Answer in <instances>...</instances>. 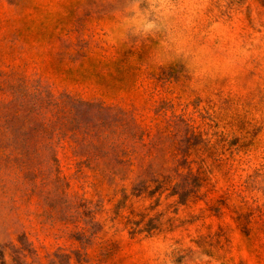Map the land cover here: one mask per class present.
Returning a JSON list of instances; mask_svg holds the SVG:
<instances>
[{
	"label": "rangeland",
	"instance_id": "1",
	"mask_svg": "<svg viewBox=\"0 0 264 264\" xmlns=\"http://www.w3.org/2000/svg\"><path fill=\"white\" fill-rule=\"evenodd\" d=\"M10 76L121 108L115 138L140 155L111 181L63 142L54 209L30 187L0 195V264H264V0H0Z\"/></svg>",
	"mask_w": 264,
	"mask_h": 264
},
{
	"label": "trees",
	"instance_id": "2",
	"mask_svg": "<svg viewBox=\"0 0 264 264\" xmlns=\"http://www.w3.org/2000/svg\"><path fill=\"white\" fill-rule=\"evenodd\" d=\"M124 114L121 108L102 100L86 101L68 93L56 96L40 81L11 76L3 79L0 81V195L14 196L12 189L21 192L30 187L31 195L43 196L54 209L55 198L66 195L69 186L61 176L57 158V148L65 141L82 158L78 162L80 172L84 165L97 162L93 170L102 179H127L133 170L126 165H133V155L139 157L140 152L137 146H127L115 138L117 128L123 125ZM125 125L126 139L135 144L144 142V131L132 129L128 121ZM159 144L154 139L149 144L143 143L147 150L142 156L159 150ZM150 169L141 175L153 173ZM199 180L189 172L173 186L172 194L179 195L180 202L185 203L197 194ZM69 204V219L78 223L83 219L81 209L87 207V201L73 196ZM137 231L141 230L133 228V233ZM76 235L81 239L88 237L84 231Z\"/></svg>",
	"mask_w": 264,
	"mask_h": 264
},
{
	"label": "clouds",
	"instance_id": "3",
	"mask_svg": "<svg viewBox=\"0 0 264 264\" xmlns=\"http://www.w3.org/2000/svg\"><path fill=\"white\" fill-rule=\"evenodd\" d=\"M149 27H151V25H149Z\"/></svg>",
	"mask_w": 264,
	"mask_h": 264
}]
</instances>
